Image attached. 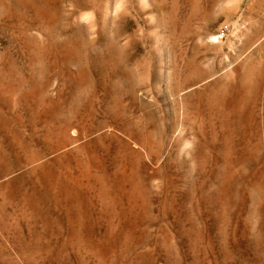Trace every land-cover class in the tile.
Listing matches in <instances>:
<instances>
[{
  "label": "rangeland",
  "instance_id": "374dc122",
  "mask_svg": "<svg viewBox=\"0 0 264 264\" xmlns=\"http://www.w3.org/2000/svg\"><path fill=\"white\" fill-rule=\"evenodd\" d=\"M0 264H264V0H0Z\"/></svg>",
  "mask_w": 264,
  "mask_h": 264
},
{
  "label": "built area",
  "instance_id": "2783aa9c",
  "mask_svg": "<svg viewBox=\"0 0 264 264\" xmlns=\"http://www.w3.org/2000/svg\"><path fill=\"white\" fill-rule=\"evenodd\" d=\"M225 31H226V29H225ZM223 33V32H222Z\"/></svg>",
  "mask_w": 264,
  "mask_h": 264
}]
</instances>
